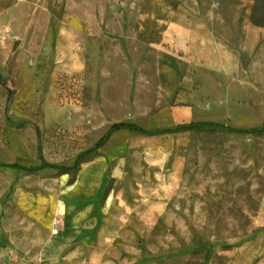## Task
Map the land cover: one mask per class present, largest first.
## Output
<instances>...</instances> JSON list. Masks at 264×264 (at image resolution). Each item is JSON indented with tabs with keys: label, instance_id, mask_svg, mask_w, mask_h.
Here are the masks:
<instances>
[{
	"label": "rangeland",
	"instance_id": "rangeland-1",
	"mask_svg": "<svg viewBox=\"0 0 264 264\" xmlns=\"http://www.w3.org/2000/svg\"><path fill=\"white\" fill-rule=\"evenodd\" d=\"M77 1L76 12L65 0H0V164L36 167L43 157L72 167L118 124L264 126V27L251 19L253 0ZM103 14L95 30L77 19ZM70 27L75 74L60 60ZM75 203L156 209L142 264H264V134L123 130L76 174L0 168V248L17 247L13 264H48L42 247L70 227ZM63 258L71 264L69 250Z\"/></svg>",
	"mask_w": 264,
	"mask_h": 264
},
{
	"label": "crops",
	"instance_id": "crops-1",
	"mask_svg": "<svg viewBox=\"0 0 264 264\" xmlns=\"http://www.w3.org/2000/svg\"><path fill=\"white\" fill-rule=\"evenodd\" d=\"M66 1H70V7L77 12L78 1ZM101 16L103 17L98 18L97 15H92L90 20H86L77 15V19L92 26L91 30H95L96 24L108 23V18L104 14ZM75 32L77 35L75 27L65 28L63 31L65 40L71 38V45L65 48L60 60L63 70L70 74L79 71V63L73 54L72 41ZM190 33H194V30L191 29ZM93 40L94 38H87L89 44V41ZM47 66L45 61H42L41 70L45 71ZM67 216L71 218L70 227L65 224L59 236L42 247L41 260L45 263L62 264L63 256L69 250L67 259L71 264H100L105 254L112 256L118 264H142L145 259L142 255L143 242L159 220L156 209L133 211L128 215L109 214L107 210L83 209L78 203L68 207ZM10 251L16 252L17 247L11 244L7 249L0 248V264H13L14 258L8 256Z\"/></svg>",
	"mask_w": 264,
	"mask_h": 264
},
{
	"label": "trees",
	"instance_id": "trees-1",
	"mask_svg": "<svg viewBox=\"0 0 264 264\" xmlns=\"http://www.w3.org/2000/svg\"><path fill=\"white\" fill-rule=\"evenodd\" d=\"M253 1H254V7L252 10L251 19L254 24L264 27V0H253ZM217 129L225 131L228 134L237 135V136L264 134V126L260 129L242 130V129H234L217 123H207V122H192L189 124L180 125L169 129H159V130H145L136 125L118 124L115 125L111 129V131L107 134V136L103 140H101L93 149L81 153L75 160V163L72 167H61L57 165H52L47 163L45 159L41 157L40 158L41 164L36 167H25L20 164H0V168L15 169L20 172H25L28 174H37L48 169L56 170L62 174H76L79 171L80 166L83 163H85L87 160H89L91 156H93L99 149L103 148L108 143L111 135L115 132L128 130L135 133H140L147 137H157L163 135H174V134H184V133H201L208 130H217Z\"/></svg>",
	"mask_w": 264,
	"mask_h": 264
},
{
	"label": "built area",
	"instance_id": "built-area-1",
	"mask_svg": "<svg viewBox=\"0 0 264 264\" xmlns=\"http://www.w3.org/2000/svg\"><path fill=\"white\" fill-rule=\"evenodd\" d=\"M55 230H56V231H59V230H60V226H59V224H56V225H55Z\"/></svg>",
	"mask_w": 264,
	"mask_h": 264
}]
</instances>
